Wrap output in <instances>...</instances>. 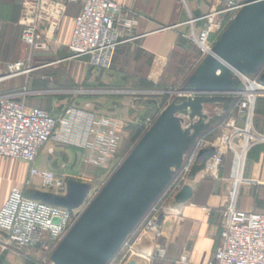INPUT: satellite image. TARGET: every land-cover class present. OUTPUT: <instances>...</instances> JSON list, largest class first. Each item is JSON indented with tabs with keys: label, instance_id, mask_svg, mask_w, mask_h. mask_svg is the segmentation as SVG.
<instances>
[{
	"label": "rangeland",
	"instance_id": "rangeland-1",
	"mask_svg": "<svg viewBox=\"0 0 264 264\" xmlns=\"http://www.w3.org/2000/svg\"><path fill=\"white\" fill-rule=\"evenodd\" d=\"M245 2L236 0L230 11L217 15L219 29L210 37L212 48L229 32ZM19 29L14 39L10 33L8 37H0V56L3 68L19 59H25L26 66L31 68L28 73L12 78L22 82L20 88L25 93L27 106L42 109L53 117L60 116L68 108H77L116 119L113 114L96 112L104 108L105 98V102L112 100L118 109L127 111V121L116 134L115 150L111 154L85 151L53 141L41 150L38 161H42L46 171L54 174L56 182L43 188L38 180H30L28 186L24 184L30 196L27 198L33 199L37 193L45 197L46 204L68 210L70 224L59 241L46 248H18L7 244L5 235L0 233V264H124L136 254L134 245V255L128 252V247L145 229L158 230L169 203L182 189H189L197 176L221 183L218 179L220 169L229 163L231 154L224 156L215 175L208 167L223 124L236 116L238 79L234 74L229 86L215 84L232 90L229 93L180 92L196 88L189 80L207 58L185 39L186 54L175 55L169 63L167 61L158 81L142 80L125 86L123 90L126 91L121 94L84 95L83 91L109 90L101 78L111 69L113 60L109 69L102 70L89 67L86 57H73L60 45L51 44L48 51L27 50L18 44L22 34L21 27ZM256 50L264 53V46L258 45ZM239 63L244 66V62ZM257 64L254 65L255 75L261 79L264 61L260 66ZM92 70L97 74L94 86L87 83ZM200 87L211 85L199 84L197 88ZM118 98H125L126 104L119 103ZM106 110L113 113L115 109L109 106ZM97 145L102 148L103 142L98 141ZM244 189L243 183L236 185L230 180L225 205L233 204L240 209L242 199L246 198ZM130 211L138 221L115 255L103 262L104 256L94 252L96 247L92 241L110 237L117 226V217Z\"/></svg>",
	"mask_w": 264,
	"mask_h": 264
},
{
	"label": "built area",
	"instance_id": "built-area-1",
	"mask_svg": "<svg viewBox=\"0 0 264 264\" xmlns=\"http://www.w3.org/2000/svg\"><path fill=\"white\" fill-rule=\"evenodd\" d=\"M67 4L81 7L72 22L68 52L73 57H86L89 67L109 69L117 47L133 40L135 23L111 0H27L17 23L22 29L21 43L31 51H48L49 45L56 41ZM219 14L210 13L198 33L193 30L184 36L202 56L212 54L210 37L219 29L216 23ZM30 69L23 61L9 63L0 75V82L24 75ZM235 75L240 84L236 92V116L223 124L208 168L215 175L224 156L231 154L235 165L231 179L239 185L244 181L237 165L252 148L264 144V135L254 126L257 101L264 98V84L256 75ZM24 95L0 97V157L28 166L27 186L32 179L38 180L43 188L55 184L53 173L35 167L38 155L49 142L104 154L115 150L116 134L123 127L121 121L77 108H68L53 117L42 109L27 106ZM98 141L103 142L102 148ZM221 215L220 240L209 264H264V214L242 211L228 204ZM70 221L68 210L27 198L19 191H13L0 208V233L5 235L7 244L18 248H46L58 242ZM145 234L160 237L159 230L145 229L128 247L131 255L133 245ZM158 253L161 255L163 250Z\"/></svg>",
	"mask_w": 264,
	"mask_h": 264
},
{
	"label": "crops",
	"instance_id": "crops-1",
	"mask_svg": "<svg viewBox=\"0 0 264 264\" xmlns=\"http://www.w3.org/2000/svg\"><path fill=\"white\" fill-rule=\"evenodd\" d=\"M26 1L0 0V37L6 35L8 37L10 33L14 39L15 31L19 29L17 25L19 12ZM111 1L121 6L124 13L135 20L133 40L117 47L111 69L101 78V82L109 86V90L96 93L95 90L83 91L84 95L121 94L126 91L123 90L125 86L138 84L142 80L150 79L153 83L158 81L167 61L169 63L175 55L186 54L188 46L184 36L189 35L193 30L198 33L205 23L204 18L210 13L228 12L236 4V0ZM71 5L79 4H67L65 16L54 43L55 47L60 45L67 49L72 22L81 8L80 5L78 8H70ZM44 29L43 25L42 31ZM18 39V44L23 46L20 37ZM19 60L26 63L25 59ZM1 61L0 56V75L6 68V66L3 68ZM96 75L92 70L87 80L89 85H95ZM16 80L0 82V87L5 85L0 89V97L15 96L17 98L24 92L21 90L23 88H20L22 82L18 83ZM118 99L119 103L126 104L125 98ZM103 101L104 108L96 112L113 114L112 117L121 121L124 126L127 121V111L118 109L115 106L116 102L113 104L112 100L105 102L106 99L103 98ZM109 106L115 109L113 113L107 112L106 108ZM51 112L57 114L54 110ZM255 127L260 134L264 135V98L259 99L256 105ZM38 158L39 156L35 167L46 170ZM234 167L232 158L228 164L221 167L218 176L221 183L202 180L201 175L197 176L194 184L189 188L190 197L183 199L176 196L167 206L163 220L158 224L160 237L154 238L150 234L142 236V239L135 243L136 254L131 259L137 264H209L219 244L221 211L226 206L225 201ZM237 169L242 174L243 187L246 191L244 194L246 198L242 199L239 210L264 214V144L254 147L243 162L237 165ZM27 180L28 166L26 164L0 157V208L13 191H19L25 197H30L24 185ZM178 217L182 218L180 222L176 221ZM159 249L163 250L161 255L158 253ZM183 257L184 262L181 261ZM131 259L124 264H128Z\"/></svg>",
	"mask_w": 264,
	"mask_h": 264
},
{
	"label": "water",
	"instance_id": "water-1",
	"mask_svg": "<svg viewBox=\"0 0 264 264\" xmlns=\"http://www.w3.org/2000/svg\"><path fill=\"white\" fill-rule=\"evenodd\" d=\"M258 45L264 46V0H247L236 14L229 32L213 47L212 54L200 63L195 75L189 80L191 85L196 86V88L184 89L180 92L196 94L229 93L232 90L217 87L215 84L229 86L234 74L255 75L256 66L254 65L258 63L257 65L260 66L264 61V53L256 50ZM240 61L244 62V66L239 63ZM252 63L254 67H252ZM259 81L264 84V76ZM199 84L211 85V87L197 88ZM178 196L188 199L190 190L184 188ZM32 198L47 203L44 201L45 197L37 193ZM117 219V226L114 227L113 234L110 237H99L92 241L94 247H96L94 252L104 256L103 262L115 255L120 249L125 236L138 221L133 211L124 212V215H120ZM128 264L137 263L130 260Z\"/></svg>",
	"mask_w": 264,
	"mask_h": 264
},
{
	"label": "bare ground",
	"instance_id": "bare-ground-1",
	"mask_svg": "<svg viewBox=\"0 0 264 264\" xmlns=\"http://www.w3.org/2000/svg\"><path fill=\"white\" fill-rule=\"evenodd\" d=\"M16 76H18V75H16ZM16 76H15V77H16Z\"/></svg>",
	"mask_w": 264,
	"mask_h": 264
}]
</instances>
